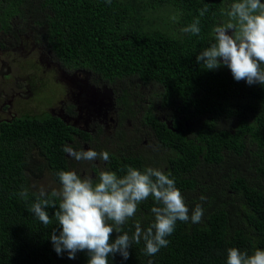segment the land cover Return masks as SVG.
<instances>
[{"label": "trees", "instance_id": "obj_1", "mask_svg": "<svg viewBox=\"0 0 264 264\" xmlns=\"http://www.w3.org/2000/svg\"><path fill=\"white\" fill-rule=\"evenodd\" d=\"M226 1L233 2L0 0V31L43 18L50 45L63 60L163 87L158 93L161 106L171 107L175 131L153 113L148 121H153L166 154L137 153L143 146L140 141L130 150L126 138H121L109 166L121 175L120 169L127 165L162 166L175 178L190 214L202 203V222L178 221L167 237V247L154 256L145 254L142 241L130 248L129 259L116 254L109 257V264H148L149 260L152 264H226L229 247L250 254L264 249V85L238 82L228 67L206 70L196 60L212 42V28L226 19L222 15ZM204 5L208 11L200 18L201 33L181 32ZM71 131L75 129L47 114L25 115L2 125L0 264H88L87 251L69 259L67 252L58 255L54 250L51 232L59 227L53 216L56 209H47L53 220L48 226L28 211L43 177H51L48 191L58 189L56 173L76 165L63 151ZM164 148L175 152L169 154ZM23 188L29 191L27 200L18 195ZM201 195L206 197L203 202ZM153 205L151 197L143 201L125 230L135 220L146 229L154 219ZM117 235L113 232L111 239Z\"/></svg>", "mask_w": 264, "mask_h": 264}, {"label": "clouds", "instance_id": "obj_2", "mask_svg": "<svg viewBox=\"0 0 264 264\" xmlns=\"http://www.w3.org/2000/svg\"><path fill=\"white\" fill-rule=\"evenodd\" d=\"M106 2L110 4L111 0ZM207 11L208 6L204 5L199 16L182 27L181 32L198 36L200 18ZM222 15L226 19L212 28V42L199 52L197 62L206 70L226 66L236 81L264 85V2L233 0L222 10ZM63 151L76 161H110V153L106 150H76L66 144ZM93 167L97 166L93 164ZM120 172L123 174L99 168L95 175H81L75 169H62L56 173L60 182L58 189L48 191L40 186L34 194L36 199L28 211L44 226L53 223L47 209H56L53 216L59 227L51 232V241L58 255L67 252L69 259H75L78 252L87 251L88 264H109V257L116 254L124 260L129 259L130 248L143 241L145 254L154 256L167 247L170 242L167 237L173 234L178 221L202 222V203L196 204L190 214L170 171L161 167L141 169L127 165ZM18 195L27 200L29 191L23 188ZM149 197L154 201L152 223L145 229L140 220H135L134 231L132 228L125 230L138 206ZM199 199L203 202L206 197L201 195ZM113 232L118 234L114 240L111 239ZM226 264H264V249L256 248L250 254L247 250L229 247Z\"/></svg>", "mask_w": 264, "mask_h": 264}, {"label": "flooded vegetation", "instance_id": "obj_3", "mask_svg": "<svg viewBox=\"0 0 264 264\" xmlns=\"http://www.w3.org/2000/svg\"><path fill=\"white\" fill-rule=\"evenodd\" d=\"M227 5L230 2L226 1L224 9ZM42 20L36 18L14 25L9 32L0 31V129L25 115L47 114L75 129L67 142L76 150L93 148L99 152L106 148L113 160L120 149L119 139L126 138L130 150L138 141L143 144L137 153L166 154L153 121H148L153 113L174 130L171 107L161 106L158 93L163 87L134 76L112 77L94 68L72 65L52 48ZM185 124L190 126L188 121ZM66 157L76 164L70 169L81 175H95L99 168L111 170L110 161H76L68 153Z\"/></svg>", "mask_w": 264, "mask_h": 264}, {"label": "rangeland", "instance_id": "obj_4", "mask_svg": "<svg viewBox=\"0 0 264 264\" xmlns=\"http://www.w3.org/2000/svg\"><path fill=\"white\" fill-rule=\"evenodd\" d=\"M24 67H26V66H24ZM21 73L26 75V73L24 71L21 72ZM158 89L160 90V88H158ZM51 184H52V181L50 180V176H47L46 178L40 180V182H39V186H44L45 188L48 187V186H50Z\"/></svg>", "mask_w": 264, "mask_h": 264}, {"label": "water", "instance_id": "obj_5", "mask_svg": "<svg viewBox=\"0 0 264 264\" xmlns=\"http://www.w3.org/2000/svg\"><path fill=\"white\" fill-rule=\"evenodd\" d=\"M64 118V117H63Z\"/></svg>", "mask_w": 264, "mask_h": 264}]
</instances>
